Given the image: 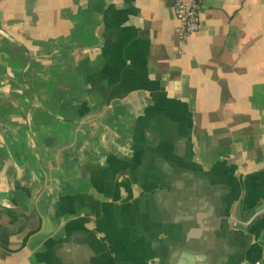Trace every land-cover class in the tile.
Returning a JSON list of instances; mask_svg holds the SVG:
<instances>
[{
  "label": "crops",
  "instance_id": "0c3cea01",
  "mask_svg": "<svg viewBox=\"0 0 264 264\" xmlns=\"http://www.w3.org/2000/svg\"><path fill=\"white\" fill-rule=\"evenodd\" d=\"M172 1L0 0V264H264V0Z\"/></svg>",
  "mask_w": 264,
  "mask_h": 264
},
{
  "label": "built area",
  "instance_id": "2783aa9c",
  "mask_svg": "<svg viewBox=\"0 0 264 264\" xmlns=\"http://www.w3.org/2000/svg\"><path fill=\"white\" fill-rule=\"evenodd\" d=\"M203 0H173L172 10L176 21L174 33L179 41H184L199 29Z\"/></svg>",
  "mask_w": 264,
  "mask_h": 264
},
{
  "label": "water",
  "instance_id": "95a60500",
  "mask_svg": "<svg viewBox=\"0 0 264 264\" xmlns=\"http://www.w3.org/2000/svg\"><path fill=\"white\" fill-rule=\"evenodd\" d=\"M132 156V154L131 155H129V156H127V157H131Z\"/></svg>",
  "mask_w": 264,
  "mask_h": 264
}]
</instances>
